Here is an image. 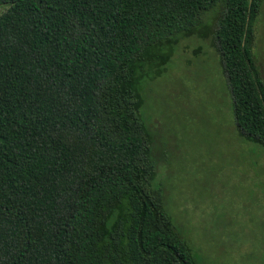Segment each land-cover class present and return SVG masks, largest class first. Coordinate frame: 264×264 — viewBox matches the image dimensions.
Segmentation results:
<instances>
[{
  "label": "trees",
  "instance_id": "1",
  "mask_svg": "<svg viewBox=\"0 0 264 264\" xmlns=\"http://www.w3.org/2000/svg\"><path fill=\"white\" fill-rule=\"evenodd\" d=\"M263 4L0 0V264H200L156 185L136 69L220 8L234 119L264 147Z\"/></svg>",
  "mask_w": 264,
  "mask_h": 264
},
{
  "label": "rangeland",
  "instance_id": "2",
  "mask_svg": "<svg viewBox=\"0 0 264 264\" xmlns=\"http://www.w3.org/2000/svg\"><path fill=\"white\" fill-rule=\"evenodd\" d=\"M219 16L220 8L208 11L193 33L151 52L136 86L156 185L200 264H264V147L236 125L215 38ZM253 51L264 79V4Z\"/></svg>",
  "mask_w": 264,
  "mask_h": 264
}]
</instances>
